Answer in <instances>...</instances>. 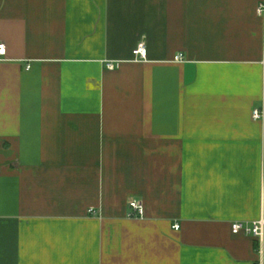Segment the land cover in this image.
<instances>
[{
  "label": "crops",
  "instance_id": "obj_1",
  "mask_svg": "<svg viewBox=\"0 0 264 264\" xmlns=\"http://www.w3.org/2000/svg\"><path fill=\"white\" fill-rule=\"evenodd\" d=\"M261 4L0 0V264H264Z\"/></svg>",
  "mask_w": 264,
  "mask_h": 264
},
{
  "label": "built area",
  "instance_id": "obj_2",
  "mask_svg": "<svg viewBox=\"0 0 264 264\" xmlns=\"http://www.w3.org/2000/svg\"><path fill=\"white\" fill-rule=\"evenodd\" d=\"M258 14L264 18V4H261L258 8ZM6 54V48L4 45H0V61L2 57ZM136 59L145 60L147 57V49L145 43H140L134 52ZM176 61H182L183 56L179 55L175 58ZM108 68L110 70H114L116 68L115 64H108ZM264 117V111L261 109L254 110L253 118L255 120H261ZM130 209L132 210V214L130 217H142L144 215V208L139 201H132L130 203ZM91 213H94V210H91ZM176 230H179V226H175ZM232 233L234 235L244 234L247 236H253L258 240L260 244L264 242V220H260L255 222L252 227L245 226L241 222H236L232 224ZM260 253L262 254V249H260ZM259 264H263L260 262Z\"/></svg>",
  "mask_w": 264,
  "mask_h": 264
}]
</instances>
